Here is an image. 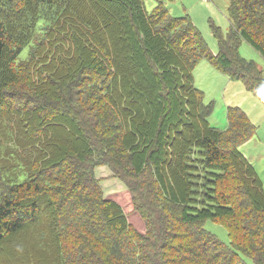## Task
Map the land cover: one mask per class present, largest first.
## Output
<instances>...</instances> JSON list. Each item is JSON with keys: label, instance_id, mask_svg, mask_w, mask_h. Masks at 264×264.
Instances as JSON below:
<instances>
[{"label": "trees", "instance_id": "obj_1", "mask_svg": "<svg viewBox=\"0 0 264 264\" xmlns=\"http://www.w3.org/2000/svg\"><path fill=\"white\" fill-rule=\"evenodd\" d=\"M32 1L55 6L57 13L35 19L31 32L50 39L57 31V36L49 60L38 61L37 78L27 84L32 94L14 114V125H6V100L0 95V134L7 137L0 139V264L6 256L15 264H34L40 252L50 255V264H91L80 255L88 247L83 255L98 264H143L136 253L130 259L111 252L117 244L105 229H114V223L124 229L116 207L93 217L74 208L72 220L62 221L65 202L76 195L72 186H86L85 172L65 169L61 177L53 170L93 155L117 161L116 145L127 155L119 165L122 173L131 175L126 168L131 166L145 174L130 188L142 192L138 199L149 210L146 235L136 233L133 239L148 244L147 264H264L259 255L264 258L263 182L240 150L256 133L255 125L232 106L226 130L212 125L214 103L206 104L193 82L196 67L206 60L264 101V70L239 52L246 42L264 59V0H230V30L225 34L212 25L217 54L188 15L173 16L163 2L149 11L144 0H106L101 10L88 5L89 15L64 16L66 7L58 14L64 0ZM9 27L0 19V67ZM21 41L13 49L19 55L12 60V74L21 71L20 62L46 50L44 40ZM238 191H245L243 201L252 205L242 232L229 223L241 218L232 203ZM43 217L48 221H40ZM207 219L221 220L229 245L205 229ZM102 221L106 228L100 235L91 228ZM239 234L246 236L244 244ZM66 240L76 250L73 259ZM13 241L21 243L6 253L3 245ZM94 241L99 246L110 241L100 249L103 256Z\"/></svg>", "mask_w": 264, "mask_h": 264}, {"label": "rangeland", "instance_id": "obj_2", "mask_svg": "<svg viewBox=\"0 0 264 264\" xmlns=\"http://www.w3.org/2000/svg\"><path fill=\"white\" fill-rule=\"evenodd\" d=\"M144 1L149 11H152L159 2H163L165 6L169 8L173 16L182 17L188 15L191 21L198 27L205 38L204 40H206L209 47L215 54H217L219 47L213 33L212 25L221 28L222 32L225 34L230 30L231 27L229 25L230 21L227 11L229 9L230 0ZM91 4L97 5L100 10L103 9L104 6H108V2H106V0H64V7L62 6V9L58 12V14L61 11L63 12V9L66 7V10H64V16H73L71 14L73 11H79L81 14L89 15L88 5L90 6ZM56 13L57 8L55 6L44 7L33 2L32 0H0V19L5 21L7 25L10 24L8 33L11 37L7 44V49L0 67V87L3 85L0 95H5L3 98L6 100V102L3 104V107L6 109L5 114L7 115L8 119L6 125H14V114L19 113L21 111L20 109H23L24 104L28 102L27 98H29V95L32 93L29 92V87L27 84L28 82L31 84L32 81L37 78V71L41 68L38 61H41L44 57L47 61L49 60L50 54L52 53L49 48L52 47L54 38L57 36L56 31L53 36L50 35V39L53 38L50 40L48 37L46 38V36L40 34L39 32H31V29L33 28V22L35 19L40 20V17L48 18L55 15ZM61 23L63 22L60 21V23H57L54 30H57V26H59V24L61 25ZM36 24L38 23H35V26H37ZM23 39L26 41V44L43 43L45 41L44 44L46 45V50L43 52V50L40 49L41 51L39 50L37 53L35 52L36 58L30 60L28 63L20 62L21 71L17 72V74H12V68L15 66L12 60L19 55V52L14 55L15 51H13V49H16L17 45L24 44L23 41H21ZM239 52L242 57L248 60H253L261 69L264 70V59L249 44L243 42L240 46ZM193 82H195L196 87L200 88L204 92L205 103H214V113L209 119V122L212 125L217 126L221 130H226L228 126L227 111L231 106L239 107L248 114L252 123L255 125L256 133L247 143L241 147L240 150L246 156L249 162L255 167L260 179L263 182L264 189V101L252 92H249L243 82L234 80L231 81L229 76L217 71L216 68L212 67L206 60H203L196 67L194 71ZM2 130L4 131L3 127ZM4 134L5 132L0 134V139L4 140L7 138ZM112 149L115 150L114 156L112 157L116 158L117 161H115L113 158L108 159V157H104L105 160H103V156H99L98 158L93 155L85 158L84 161L79 162V160H75L73 163H66L62 170H53L55 176L60 174L61 177L64 175L63 173L65 169L68 172L70 171L69 174L80 173L81 171H84L85 176L81 181L86 186L91 185V187L88 188H85L86 186H72L71 190L73 189L76 195L67 199L65 202L66 204L64 205V208L67 209L62 211V213H64V218L62 221L72 220L70 211L74 208L81 209V211L85 210L87 216L93 217V214L98 216L100 211L108 213L109 210H111L113 207H116V211L119 214L121 213V217H123L119 219H122L120 222L123 223L124 229L122 232L121 230H118V225L116 223L113 224L114 229H105L110 234L108 239L112 240L115 238V242L117 244V246L112 249L111 252L114 254H125L126 257L130 259L134 257V254L136 253L141 260H144L143 264H147L146 258L149 256L148 244L138 241L134 242L133 239L136 237V233H142L146 235V226L148 224V221L146 220L149 217V210L146 208V204L145 207H143L142 201H139L138 199L141 197L140 194H142V192L137 191V188H130V186H136L138 181H142V178H144L145 174L138 175L131 166L126 167L127 169L132 170L131 175L125 170L122 173L121 168L124 166L122 163L125 162V156L127 157V155H125L124 152L121 153L122 149L117 148V145L113 146ZM95 159H98L97 163ZM108 160H111L112 162H109ZM99 161H103V163L100 164ZM116 169L118 171H116ZM90 177L94 181H90ZM134 178H136V181ZM146 179H152L148 172H146ZM70 182L73 184L74 181L71 180ZM143 187L144 183L140 185V189ZM245 193V191H238V193H235L234 201L232 202L238 207V209L236 207L238 212L237 216L240 215L241 218L238 217L234 221H229L230 224H234L235 227H238L239 232H242V224L244 219L248 220V216L245 214L248 212L247 210L251 208L250 206H252L249 205L250 202L247 203L243 201L244 197H246ZM77 198H79L81 201H78ZM261 212L264 213V211ZM52 213L54 212L50 213L48 218L49 221H52ZM261 217L262 220H264V215ZM251 218L252 216H249V219ZM109 219L111 221L112 218L110 217ZM40 221L48 220L47 218L43 217L40 219ZM78 221L81 220L79 219ZM220 221L221 220L218 219H207V221L204 222V227L207 231L214 234L220 241L229 245L230 238L227 234V229L222 224V222L220 223ZM149 222L151 223V221ZM102 223L103 224H101V226L98 228L96 227L91 229L95 230L101 235L103 231L102 229L106 228V222L102 221ZM122 233L125 235L122 236ZM236 238L244 244L246 236L239 234V236L236 235ZM16 243L19 244L21 242L13 241L3 245V247H5L4 249L6 250V253H8L6 248L11 250L13 245ZM91 244L95 245L99 251V255H102L100 254V252H102L100 249L103 248L102 245L108 248L110 246V241L109 245L103 243L101 246H99L95 241ZM65 249L73 259L76 254V250L72 249L71 240H66ZM90 249L91 247H88V251L85 249V251L81 252L80 255L93 261L94 264H98L96 258L91 257L90 255H83L90 252ZM259 255L264 262V258L261 257V254ZM34 256H39L38 262H40V264H50L51 262V257L49 254L40 252ZM1 257L4 258V256ZM14 260L15 259L12 258L10 261L8 260V256H6L5 264H15ZM38 262L36 258L32 260V263L34 264H38ZM248 262L253 264L250 260H248ZM90 263L93 264L92 262Z\"/></svg>", "mask_w": 264, "mask_h": 264}, {"label": "crops", "instance_id": "obj_3", "mask_svg": "<svg viewBox=\"0 0 264 264\" xmlns=\"http://www.w3.org/2000/svg\"><path fill=\"white\" fill-rule=\"evenodd\" d=\"M218 71V70H217ZM232 81V80H231Z\"/></svg>", "mask_w": 264, "mask_h": 264}]
</instances>
